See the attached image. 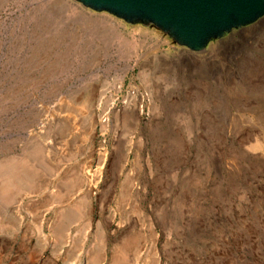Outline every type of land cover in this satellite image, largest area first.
Listing matches in <instances>:
<instances>
[{"label":"rangeland","instance_id":"rangeland-1","mask_svg":"<svg viewBox=\"0 0 264 264\" xmlns=\"http://www.w3.org/2000/svg\"><path fill=\"white\" fill-rule=\"evenodd\" d=\"M8 167L0 264H264V17L195 51L77 0H0V185Z\"/></svg>","mask_w":264,"mask_h":264},{"label":"water","instance_id":"water-1","mask_svg":"<svg viewBox=\"0 0 264 264\" xmlns=\"http://www.w3.org/2000/svg\"><path fill=\"white\" fill-rule=\"evenodd\" d=\"M129 22L154 24L180 45L200 51L213 39L264 17V0H77Z\"/></svg>","mask_w":264,"mask_h":264},{"label":"bare ground","instance_id":"bare-ground-1","mask_svg":"<svg viewBox=\"0 0 264 264\" xmlns=\"http://www.w3.org/2000/svg\"><path fill=\"white\" fill-rule=\"evenodd\" d=\"M76 11V10H75ZM75 14V13H74ZM82 16V15H81ZM103 18H105V17H103ZM110 19V18H109ZM108 20V19H107ZM111 21H113V20H111ZM115 31V30H114ZM120 35H121V33H119ZM122 38V37H121ZM118 44V43H117ZM135 49V48H134ZM132 55V54H131ZM130 59V58H129ZM136 62H137V60H136ZM121 87H122V85H120V86H118V90H120L121 89ZM134 87V86H133ZM105 88V87H104ZM98 91H100V89L98 90ZM106 91L107 90H101V92H100V104L102 103L103 104V100H104V98H105V95H106ZM133 93V95H132V97H131V95L129 96V98H127V100H126V102L128 103V105H130V106H134V107H136V108H140V111H143V106H141L140 104L142 103V102H144V100H146V99H150V95L149 94H146V93H142V92H140V90L136 87L135 89H134V91L132 92ZM99 94V93H98ZM85 95V94H84ZM93 93H89V94H87V96H86V101H91V99L93 98ZM97 95V94H96ZM99 97V96H98ZM138 98V99H137ZM98 99V98H97ZM94 100V99H93ZM115 100L116 99H114V101H112L109 105H108V107L106 108L107 110H108V112L109 111H111L112 110V108H113V105L115 106ZM85 101V100H84ZM132 101H133V103H132ZM92 102V101H91ZM99 102V101H98ZM248 102V101H247ZM251 102V101H250ZM95 103V102H94ZM125 103V102H124ZM147 103V102H146ZM243 103V102H242ZM244 103H246V102H244ZM251 104V103H250ZM149 104H147V106H148ZM150 106V105H149ZM148 106V107H149ZM246 106H247V104H246ZM147 107V108H148ZM150 109V108H149ZM246 111V110H245ZM258 111V110H257ZM256 111V112H257ZM244 112V111H243ZM242 112V113H243ZM255 112V113H256ZM245 113V112H244ZM248 113V112H247ZM59 114V113H58ZM64 114V113H63ZM66 114V113H65ZM107 114V113H106ZM105 114V115H106ZM241 113H239V115H240ZM57 115V114H56ZM59 116V115H58ZM61 116V115H60ZM135 116V115H134ZM53 117H55L54 115L52 116V118ZM55 118H57V117H55ZM107 119V118H106ZM134 120H136V119H134ZM105 121H107V120H105ZM102 122V121H101ZM65 123V122H64ZM72 124V123H71ZM45 125V124H44ZM43 126V125H42ZM261 126H262V124H261ZM46 127V126H45ZM40 129V128H39ZM62 130V129H61ZM41 131H43V129L41 130ZM65 132V131H64ZM31 134V133H30ZM44 140V139H43ZM52 140V139H51ZM65 140V139H64ZM54 142H55V139L53 140ZM62 141V140H61ZM65 141H67V139L65 140ZM46 141H44V143H45ZM63 143V142H62ZM51 144H52V142L51 141H49L48 142V146H50L51 147ZM59 144L60 143H58V147H59ZM45 145V144H44ZM56 145H57V143H56ZM63 146L65 145V144H62ZM61 145V146H62ZM53 146V145H52ZM60 146V147H61ZM62 146V147H63ZM130 146V145H129ZM60 147H59V149H60ZM48 148V147H47ZM64 149V148H63ZM45 150V149H44ZM62 150V149H61ZM40 151H42V149L40 150ZM50 151V150H49ZM59 151V150H58ZM47 153H48V151H47ZM50 153V152H49ZM48 153V154H49ZM59 153V152H58ZM104 155V154H103ZM101 157V156H100ZM119 159V158H118ZM127 159V158H126ZM105 160V159H104ZM104 163V162H103ZM126 163V162H125ZM22 166H27L28 164L27 163H22L21 164ZM104 165V164H103ZM9 166V165H8ZM19 167V165L17 164V168ZM27 168H25V169H23L22 171H23V173L21 174V178H20V180L23 182V184H26V185H29V184H27V180L30 178V175H29V170L27 169ZM113 169V168H112ZM101 169H99V171H100ZM97 171V170H96ZM6 172H7V180H5L6 182L4 183L3 181V183L4 184H1L0 185V191L1 190H3L4 189V185H9V183H10V177H11V168L10 167H8V169L6 170ZM29 172V173H28ZM57 173H58V171H57ZM96 173V172H95ZM97 173H98V171H97ZM100 173H101V171H100ZM77 175V174H76ZM71 176V175H70ZM99 176H101V175H99ZM98 176V177H99ZM82 179V178H81ZM95 179V178H94ZM48 180H50V179H48ZM84 180H87V179H84ZM89 180H90V178H89ZM96 180V179H95ZM81 181V180H80ZM83 182H85V181H83ZM86 183V182H85ZM89 183V182H88ZM90 185V184H89ZM42 186H44L43 184L42 185H40V186H33V185H30L29 186V188H28V192H30V193H36V192H38L41 188H42ZM79 186V185H78ZM110 186V185H109ZM31 187V188H30ZM132 187V186H131ZM87 188H84L83 189V186L82 187H80L79 189H78V192H80V191H85ZM54 190V189H53ZM52 190V191H53ZM91 190V189H90ZM43 191V190H42ZM46 191V190H45ZM71 191V190H70ZM78 192H77V194H78ZM105 192V191H104ZM76 193V192H75ZM83 193V192H82ZM111 193V192H110ZM40 194H41V192H40ZM39 194V195H40ZM73 194V193H72ZM29 195H31V194H29ZM72 196V195H71ZM74 196V195H73ZM107 196V195H106ZM106 198V197H105ZM33 199H35L34 197H33ZM65 199V198H64ZM100 199V198H99ZM103 199H101V201H102ZM104 201V200H103ZM110 214H112V213H110ZM73 216H78V215H73ZM114 217V216H113ZM119 224H121V223H119ZM152 232H154V231H152ZM158 232V231H157ZM138 234V233H137ZM153 235V234H152ZM136 236V235H135ZM134 236V237H135ZM139 237V236H138ZM151 238V237H150ZM129 239V238H128ZM134 239V238H133ZM135 239H136V237H135ZM129 240H131V239H129ZM159 240V239H158ZM129 242V241H128ZM133 242H135L134 240H133ZM153 242H155V241H153ZM137 243V242H136ZM136 243H135V245H136ZM130 244V243H129ZM132 244V243H131ZM133 245H134V243H133ZM223 246V245H222ZM134 247V246H133ZM221 248V247H220ZM222 248H224V247H222ZM105 249V248H104ZM154 250V249H153ZM152 250V251H153ZM223 251V250H222ZM216 253V252H215ZM151 254V253H150ZM159 255V254H158ZM151 256V255H150ZM161 256V255H160ZM222 256V255H221ZM105 257V256H104ZM154 257V256H153ZM213 257V256H212ZM138 258V257H137ZM116 259V258H115ZM145 259V258H144ZM147 259V258H146ZM219 259V258H218ZM113 260V259H112ZM155 261V260H154ZM163 261V260H162ZM113 262H115V261H113ZM112 262V263H113ZM159 262V261H158ZM64 264V263H63ZM69 264H77V263H74V262H71V263H69ZM79 264V263H78Z\"/></svg>","mask_w":264,"mask_h":264}]
</instances>
